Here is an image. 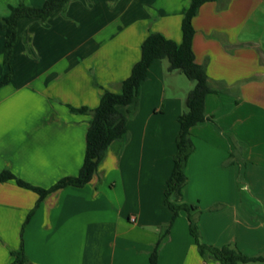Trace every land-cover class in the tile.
Returning <instances> with one entry per match:
<instances>
[{"label":"crops","instance_id":"1","mask_svg":"<svg viewBox=\"0 0 264 264\" xmlns=\"http://www.w3.org/2000/svg\"><path fill=\"white\" fill-rule=\"evenodd\" d=\"M192 0H69L49 17H21L13 76L0 84V174L8 169L48 189L79 174L91 113L106 90L120 92L151 32L182 41ZM0 0V17L20 4ZM193 50L212 92L206 119L191 128L194 150L178 203L191 206L201 242L264 256V0L204 3ZM0 28V82L6 73ZM155 60L136 100L119 109L128 132L93 179L40 200L15 180L0 182V264L24 251L29 264H221L202 254L181 210L166 204L179 118L194 86ZM135 218V220H132ZM246 264H264L249 262Z\"/></svg>","mask_w":264,"mask_h":264},{"label":"trees","instance_id":"2","mask_svg":"<svg viewBox=\"0 0 264 264\" xmlns=\"http://www.w3.org/2000/svg\"><path fill=\"white\" fill-rule=\"evenodd\" d=\"M69 0H46L41 7L20 4L11 8L8 17H0V28L5 31L6 45L4 63L6 73L0 84L9 82L13 76L12 57L18 38V21L21 17H49L56 9L65 5ZM215 0H192L182 21V41L180 43L167 38L159 32H151L142 45L141 59L134 65L131 75L122 82L121 91L106 90L99 106L94 110L86 107L74 108L78 113H91L93 118L87 133V147L84 164L76 176L65 177L56 182L52 187L45 189L34 186L18 178L12 171L6 169L0 174V182L15 180L18 185L33 189L40 195V200L48 194L64 187L84 186L89 183L100 164L105 159L109 146L114 141H120L128 132L129 116L119 109L120 105L132 104L139 92L141 83L147 79L151 64L157 59H165L169 62L170 70H178L184 73L194 82L193 88L186 98V109L179 118L180 131L177 138V151L174 155L173 171L167 181L166 204L173 212V220L181 210H186L190 217V230L194 236L198 248L202 254L210 252L221 264H246L249 262H264V256H249L234 245H225L221 248L201 242L200 229L194 217L191 215V206L178 203L182 197V189L187 182L186 166L190 155L194 150L191 137V128L206 119L205 100L213 90L208 81V75L204 66L196 61L193 50L195 28L194 17L201 6ZM14 264H29L24 251L15 253ZM151 263H157V250L151 257Z\"/></svg>","mask_w":264,"mask_h":264},{"label":"rangeland","instance_id":"3","mask_svg":"<svg viewBox=\"0 0 264 264\" xmlns=\"http://www.w3.org/2000/svg\"><path fill=\"white\" fill-rule=\"evenodd\" d=\"M183 76H184L183 78H185V80H188V82H191V80L186 75H183Z\"/></svg>","mask_w":264,"mask_h":264},{"label":"built area","instance_id":"4","mask_svg":"<svg viewBox=\"0 0 264 264\" xmlns=\"http://www.w3.org/2000/svg\"><path fill=\"white\" fill-rule=\"evenodd\" d=\"M132 220H135V218H132Z\"/></svg>","mask_w":264,"mask_h":264}]
</instances>
